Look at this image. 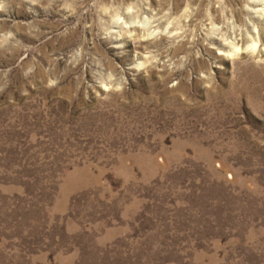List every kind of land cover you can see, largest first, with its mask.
<instances>
[{
  "label": "rangeland",
  "instance_id": "374dc122",
  "mask_svg": "<svg viewBox=\"0 0 264 264\" xmlns=\"http://www.w3.org/2000/svg\"><path fill=\"white\" fill-rule=\"evenodd\" d=\"M0 264H264V0H0Z\"/></svg>",
  "mask_w": 264,
  "mask_h": 264
}]
</instances>
